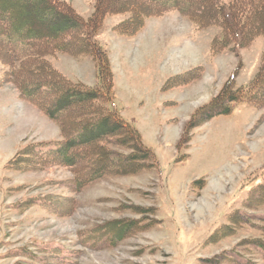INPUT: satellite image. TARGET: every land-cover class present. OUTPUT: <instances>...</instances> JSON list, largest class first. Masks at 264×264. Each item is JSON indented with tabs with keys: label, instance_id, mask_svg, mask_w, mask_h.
<instances>
[{
	"label": "rangeland",
	"instance_id": "rangeland-1",
	"mask_svg": "<svg viewBox=\"0 0 264 264\" xmlns=\"http://www.w3.org/2000/svg\"><path fill=\"white\" fill-rule=\"evenodd\" d=\"M58 1L92 34L38 62L89 102L73 101L66 126L42 101L53 94L29 99L14 82L23 61L0 53V264H264V36L225 41L207 7L156 15L121 0L92 25L99 0ZM111 112L138 141L107 135L93 159L65 151ZM137 144L151 154L125 162Z\"/></svg>",
	"mask_w": 264,
	"mask_h": 264
},
{
	"label": "trees",
	"instance_id": "trees-1",
	"mask_svg": "<svg viewBox=\"0 0 264 264\" xmlns=\"http://www.w3.org/2000/svg\"><path fill=\"white\" fill-rule=\"evenodd\" d=\"M215 1L216 0H142L143 3H146V6L150 4V7L157 9L156 15H161L163 13L162 9L170 10L173 8L194 15L193 13H196V9H206L207 7L208 11L209 9L214 11L218 21H223L221 25L225 28L226 33L231 32V34L227 33L228 35L224 36V40L228 41L226 38L232 36L239 40L236 41L239 47L245 45V43H250L257 35L264 36V0H229L228 6H223V8L216 11L214 10V5L210 4ZM125 2L126 1L121 0H99L98 11L92 21H90L92 22L91 24L99 25V21L103 19L105 14L118 12L119 9H115V7ZM160 10L161 12H159ZM119 11H125V9L120 7ZM208 11L205 10L207 15L209 14L207 13ZM132 14L133 16H137L134 11ZM204 20L207 21L206 19ZM214 20H216V18L213 17L212 21ZM47 21H53L57 23V25L52 27L51 23L48 25ZM200 22L203 23L202 21ZM84 27H86V25L81 23L80 19L70 10L69 6L58 0H0V53L5 50L13 60L15 59L17 62L23 61V64L17 68L14 67L18 70V72L14 73L15 84L22 87L25 95L29 94L26 92L27 89L25 87H31V91L34 94L27 96L32 101H37V96L39 98L40 93H35V91L40 88L44 90V93L53 94V101L48 99H42V101L53 105L54 111H48L49 115H56V117L59 114L67 115L64 118L66 126L74 125L67 124L73 119L74 115L78 114L73 110L69 111L70 107L73 105V101L77 102L80 97L84 95L66 80L62 79L60 76H56L46 63L43 61L39 63L38 59H40L42 54L46 53V51L47 53H68L71 51L72 47H75L77 43L81 41V38H89V36H91L92 31L88 33L82 31ZM240 29H244L243 34L237 33ZM87 44L88 43H86V45ZM1 61L6 62L5 60ZM24 70H27L28 74H25ZM100 76H104V69L102 66H100ZM96 98L97 97L94 95L91 98L92 102ZM83 99L89 102L86 97H83ZM233 100L235 101V99L232 98V101ZM84 106L86 105L80 108ZM93 107L94 104L92 103L87 106L89 111H91ZM110 115L111 116H104L102 121L99 122L98 120L93 126L81 130L78 129L76 132L74 131V135L72 134L73 136L70 138V144L68 142L64 147L67 148L65 151L79 144L81 147H84L85 150L89 149L93 151L90 156V158L93 159L96 147L93 145L91 146V143L107 135L113 134L118 136L120 135L118 134L119 132H127L138 141L137 138H140V135L135 128L130 126L129 129L120 123V119H118L116 113L111 112ZM113 125L117 127L115 130ZM98 127L99 129H97ZM133 150H135V154L131 155L129 158H125V162H132L142 158L137 157L136 154L140 156L151 154L149 150L144 149L140 144H137ZM61 151L64 150L60 149L59 153ZM63 154L66 155L65 152ZM72 160V158L67 157L68 164H70ZM102 160L105 161V164H109L110 167H114L113 170L118 168L114 160L105 159V157H103ZM94 161L95 160L92 162ZM83 169L87 172L86 168ZM92 171L89 172L94 175H90V177H92L89 180L99 177L100 175L97 173L101 172V169L96 172V169L92 168Z\"/></svg>",
	"mask_w": 264,
	"mask_h": 264
}]
</instances>
